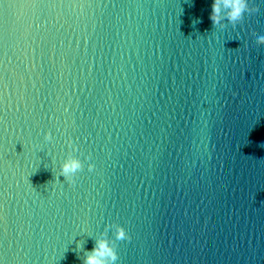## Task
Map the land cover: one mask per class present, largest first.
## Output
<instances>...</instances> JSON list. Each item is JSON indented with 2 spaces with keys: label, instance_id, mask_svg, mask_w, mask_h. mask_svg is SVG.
Returning a JSON list of instances; mask_svg holds the SVG:
<instances>
[{
  "label": "water",
  "instance_id": "1",
  "mask_svg": "<svg viewBox=\"0 0 264 264\" xmlns=\"http://www.w3.org/2000/svg\"><path fill=\"white\" fill-rule=\"evenodd\" d=\"M211 3L0 0V264L109 223L118 264H264V0L238 32ZM69 138L96 169L52 183Z\"/></svg>",
  "mask_w": 264,
  "mask_h": 264
},
{
  "label": "clouds",
  "instance_id": "2",
  "mask_svg": "<svg viewBox=\"0 0 264 264\" xmlns=\"http://www.w3.org/2000/svg\"><path fill=\"white\" fill-rule=\"evenodd\" d=\"M247 4L248 0H212L209 19L213 27L238 32L249 19H252L253 14ZM255 15L258 17L259 13ZM255 43L258 48L264 47V35L258 36ZM44 140L46 142L53 140L51 131L44 133ZM67 143L70 151L59 164V174L56 175V179L52 183L60 181L59 177L63 176L69 184L74 185L78 174L84 169L85 161H88L87 169L89 172H94L96 169L91 154L82 160L80 155L75 154L79 149L71 138L68 139ZM109 230L112 231V236H109ZM81 232L88 233L85 229H81ZM88 235L94 239V245L90 250L84 249L82 243L77 244V250L83 249V254L80 256L82 264H118L119 254L116 242L132 239L126 227L119 223L105 224L100 232L88 233Z\"/></svg>",
  "mask_w": 264,
  "mask_h": 264
}]
</instances>
